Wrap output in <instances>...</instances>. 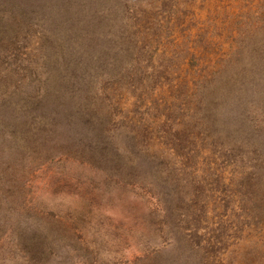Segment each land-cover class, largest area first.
Returning a JSON list of instances; mask_svg holds the SVG:
<instances>
[{"label":"rangeland","instance_id":"374dc122","mask_svg":"<svg viewBox=\"0 0 264 264\" xmlns=\"http://www.w3.org/2000/svg\"><path fill=\"white\" fill-rule=\"evenodd\" d=\"M0 118V264H264V0H0Z\"/></svg>","mask_w":264,"mask_h":264},{"label":"trees","instance_id":"16d2710c","mask_svg":"<svg viewBox=\"0 0 264 264\" xmlns=\"http://www.w3.org/2000/svg\"><path fill=\"white\" fill-rule=\"evenodd\" d=\"M51 78H49L48 81H50ZM36 90H34L33 92H35ZM23 99H25L23 102L25 103L24 108L26 109H31L32 105L35 104V102H33V97H22ZM36 99V97H34V100ZM30 119H33L32 117H30ZM14 122H11L10 120H3L2 118H0V130L2 129H10L11 127H13ZM18 123H16L17 125ZM49 126H45L43 127V129L41 130H37V129H29L24 128L21 130H17V133L13 132L11 134H9V136L5 137L4 140H1L0 143V160L4 159V154L3 151L7 154V157H10V155L13 153H17L19 154L21 157L24 158V156H27L26 152H28L29 150H31L32 146L34 145V147L36 148V150L38 152L42 151L41 145L43 144L44 149L47 151L50 147V141L49 139L44 140L43 143H41L40 145L34 144V142L38 141L40 138L39 136L36 138V141H34L35 138H33L34 134H40L44 135L45 131L47 130L46 128H48ZM29 129V130H28ZM4 130V131H5ZM36 136V134H35ZM43 137V136H42ZM48 137H44L43 139H46ZM1 139V138H0ZM63 145L60 146V148L65 147V143H62ZM3 145V146H2ZM43 149V150H44ZM43 152V151H42Z\"/></svg>","mask_w":264,"mask_h":264}]
</instances>
